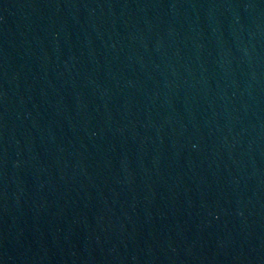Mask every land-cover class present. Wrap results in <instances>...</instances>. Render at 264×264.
Masks as SVG:
<instances>
[{
	"label": "water",
	"instance_id": "95a60500",
	"mask_svg": "<svg viewBox=\"0 0 264 264\" xmlns=\"http://www.w3.org/2000/svg\"><path fill=\"white\" fill-rule=\"evenodd\" d=\"M0 264H264V0H0Z\"/></svg>",
	"mask_w": 264,
	"mask_h": 264
}]
</instances>
